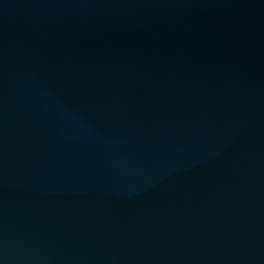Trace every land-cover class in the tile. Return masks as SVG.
Masks as SVG:
<instances>
[{
    "label": "water",
    "instance_id": "obj_1",
    "mask_svg": "<svg viewBox=\"0 0 264 264\" xmlns=\"http://www.w3.org/2000/svg\"><path fill=\"white\" fill-rule=\"evenodd\" d=\"M0 264H264V0H0Z\"/></svg>",
    "mask_w": 264,
    "mask_h": 264
}]
</instances>
